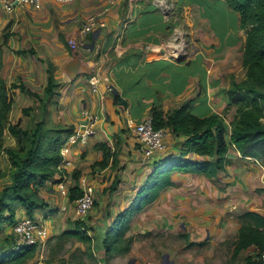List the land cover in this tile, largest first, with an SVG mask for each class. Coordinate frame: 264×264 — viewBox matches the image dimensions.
Masks as SVG:
<instances>
[{"label":"crops","instance_id":"0c3cea01","mask_svg":"<svg viewBox=\"0 0 264 264\" xmlns=\"http://www.w3.org/2000/svg\"><path fill=\"white\" fill-rule=\"evenodd\" d=\"M79 1L83 5L89 2L92 5L91 8H80L78 13L84 17L87 12L101 7L110 8L105 13L106 26L94 28L90 32H84L80 28L77 31L78 28L75 29L74 25H77L80 17L71 21L72 14L78 11L75 3L67 6L54 0L43 2L41 13L46 14L52 7L63 23L62 28L56 25V20L53 23V20L40 18L35 8L17 7L10 12L0 5V31L9 22L14 24L11 29L13 34L0 46L3 52L0 73L8 86L14 85L12 91L15 100L9 115L10 121L26 126L25 122L34 116L35 111L29 109L28 113L24 110L38 105L39 100L23 91L22 86L33 92L43 93L48 81L47 60L53 61L55 76L61 82L60 97L52 106L53 119L74 127L82 124L91 127L93 132L86 142L70 147L66 155L70 165L65 168V174L56 175L52 180L57 182L61 177L73 185L76 180L72 173L74 170L81 172L77 182L80 184L84 178L86 184H91L97 190L95 204L101 210V216L99 215V220L93 221V225L89 224L95 228L103 224L105 218H113L132 205L144 179L155 170L156 165L169 157L181 156L175 143L182 140L183 145L186 136H177L171 129H167L169 146L159 156L146 161L140 151L134 126L151 115L154 105L161 104L168 111L171 107L191 101L193 111L198 114L223 112L226 122L231 121L236 107L228 101L225 92L229 88L228 78L231 74L237 77V81L242 80L238 77L237 70L244 69L242 62L246 33L239 27V13L225 0H165L167 11H163L154 0H129L122 17V0ZM173 9H183L184 13L181 14H184L185 24L177 18L178 13L175 16L176 11ZM186 24L189 28H186ZM109 35H112V40ZM1 37L0 35V40ZM70 39L83 40L88 45L73 51L69 44ZM95 40L101 43L100 53L96 48L89 47ZM188 47H194L195 50L188 51ZM31 48L35 53L17 52ZM94 73L103 77L109 76L114 91H107L104 83L97 91H93L89 78ZM6 136L11 145L15 144L16 140L8 130ZM99 142L108 143L113 150L116 147L119 149V162L115 168L111 166L112 159L105 167L92 165L103 156L102 151L95 148ZM228 157L231 163L226 166H234L244 158L233 148L229 150ZM182 158L198 162L210 159L195 152ZM7 161L9 164L8 157ZM149 168H152L150 172ZM183 173L185 172H172L171 179L175 185ZM187 174L193 177L203 176L194 172ZM220 177L226 179L227 183L230 178L229 175L227 178ZM52 184L48 181L43 189V193L47 192L43 195L47 204L43 208L44 213L40 208L35 212L36 216L38 212L42 213L41 219L44 221L43 216L53 214L50 211L53 206L50 208L47 202L48 199H55L53 192L56 188ZM174 184L162 189L159 196L149 204L150 207L145 206L133 214L128 228L132 232L129 235H134V231L142 233L141 237L143 233L158 232L155 221L164 213L169 214L162 210L161 204L167 198H177L170 193L177 188ZM62 202L66 204L69 201L55 200L57 207ZM116 207L124 209L114 213ZM107 211L111 212L110 217H106ZM148 212L152 216L149 220L145 216ZM166 214L163 215L162 226L166 224ZM168 217L169 226L172 224L176 231V220L173 216ZM179 225L183 226L182 223ZM134 240L133 237L132 242ZM250 249L254 250L255 247L248 250ZM99 250H103L105 254L104 249ZM132 250L134 246L131 243L129 250L121 255L132 254Z\"/></svg>","mask_w":264,"mask_h":264},{"label":"trees","instance_id":"16d2710c","mask_svg":"<svg viewBox=\"0 0 264 264\" xmlns=\"http://www.w3.org/2000/svg\"><path fill=\"white\" fill-rule=\"evenodd\" d=\"M227 4L240 15L239 27L246 33L243 50V68L245 77L241 81L231 74L230 85L225 92L228 101L236 107L233 118L228 123L225 114L210 111L200 115L193 111L191 101H185L179 106L165 111L161 104L151 109L152 122L155 128H166L177 135L186 136L184 144L179 147L180 157H169L155 166L150 173L133 203L123 212L113 218H105L103 224L92 227L85 224V219L75 220L73 225L66 228L58 236L73 237L85 244L86 252L94 257V251L104 249L105 258L114 254L128 251L132 237H126L133 217L132 206L137 199V207L142 209L153 202L162 189L174 184L171 179L173 171L194 172L216 179L221 170L231 163L228 152L231 148L243 155L252 157L264 164V0H225ZM11 22L4 31V42H7ZM62 39H63V34ZM111 40H112V35ZM110 40V37H109ZM111 43V41H110ZM108 46V44H107ZM19 54L35 53V50H17ZM48 81L43 93L33 92L22 86V90L35 96L39 104L34 110L33 123L23 126L20 122L12 123L9 115L14 103L12 87L8 86L0 73V157L5 153L9 160V168H0V226L5 222L15 224L16 208H25L26 216L35 218L38 207L46 206L41 196V188L46 186L57 174H64L60 168L61 146L74 130V126L57 122L52 116V106L60 97L61 82L55 76V65L47 60ZM3 65V54L0 49V70ZM117 98V96H116ZM229 125L231 126L230 132ZM7 130L15 138V144L6 143ZM102 151V159L94 162L93 166L115 168L118 165L119 149L113 148L106 142L95 146ZM191 152L207 156L205 162L184 159ZM79 170H74L72 177L76 183L70 186L69 199L75 200L83 194L77 182ZM9 176V180H4ZM5 181V182H3ZM3 182V185H1ZM2 186V187H1ZM111 212L105 213L110 217ZM122 220L120 221V218ZM240 225L237 238L233 241L231 261L240 256L244 250L254 246L252 252L244 256V264H264V215L256 210H246L238 215ZM86 225V226H85ZM116 230L114 238L110 236ZM189 237V234L188 236ZM203 245L204 242H195ZM38 244L24 245L19 250L12 249V238H0V264H26L37 254ZM100 264V261H95ZM54 264H68L65 258H59ZM225 264H230L227 262Z\"/></svg>","mask_w":264,"mask_h":264},{"label":"rangeland","instance_id":"374dc122","mask_svg":"<svg viewBox=\"0 0 264 264\" xmlns=\"http://www.w3.org/2000/svg\"><path fill=\"white\" fill-rule=\"evenodd\" d=\"M44 1L45 0H41L40 4L34 5L35 7H27L37 9L35 12L39 13V17L44 20H53V23H55L54 21L56 20V25L62 28L63 23L60 22V18L57 17V14L54 10H52L51 6V9L48 10L49 12L46 11V14L41 13L42 10H40V8L42 7ZM103 1L104 0H102V2ZM57 2L58 4L67 6L73 3H75L74 6L77 5L76 8H78V11L73 13L71 17V21L77 20V17H80L77 25H74V27H76L75 29L78 28L77 31L83 27L84 22H86L90 17H97L98 19H103L104 17L105 19V13L110 11V8L108 9L101 7L97 10H89L91 12H87L88 14H86L84 17L78 12L80 11V8L81 10L83 9V6L91 8L92 5L90 2L87 5H83V2H78V0H73L71 2ZM128 3L129 0L121 1V17L124 16ZM177 13V18L180 19L183 24H185L184 14H181L184 13L183 9H176L175 16ZM34 19L37 21L36 18ZM13 25V22H11L10 29L8 30L9 35L13 34L11 31ZM186 28H189L188 24H186ZM4 31H7V28H4L2 31H0L1 36H3ZM72 40L77 43V39ZM79 47L80 46L74 48V50L78 51ZM186 49H188V51L195 50L194 47H188ZM243 72L244 69L239 68L237 70L238 77L243 79L245 76ZM230 77L231 76L228 78L229 83L231 81ZM235 79L238 80L237 77H235ZM35 106L36 105L33 107ZM221 114H223V112ZM33 120V116L30 117V119L25 122V125L27 126L32 124L34 122ZM9 142L10 139L6 137V143L11 145ZM160 154L161 153H159V155ZM1 157L0 168L6 170L8 168L7 165L10 166L7 161V156L5 153H2ZM150 163H152V161H150ZM151 169L152 168H149V172ZM222 171L223 170L219 171V174H221L220 176H224L225 178H227L226 176L228 175L230 176L228 183L226 179L220 176L216 179H212L205 177V175H196L193 177L187 174V172L183 173L178 178L179 182L177 185L174 184L177 188L170 192L173 193L171 195L175 194L177 198H173L171 200L167 198L165 203L161 204L163 207L162 210L169 212V214L164 213L166 214L164 217L166 219L165 226L163 225V227L161 225V221H163V214L160 218H158V220L155 221L158 225V232L152 231L149 233H143V236L141 237L142 233H137V231H134V235H129L132 232V229L125 231L126 237L132 236V238L134 237L135 239L132 242V245L134 246V250L131 251L132 254L114 255L109 257V259L107 257V263L134 264L130 260L132 258H136L143 263L167 264L166 262L162 263L163 260L165 261V256L167 255L166 259L170 261L169 264H225L227 262H230V264H244V256H246L248 252H252V249L244 250L238 258H236L234 261H231L233 241L237 238L240 225L238 215L246 210H256L264 215V164H262L256 158L245 157L241 162L235 163L234 166L232 164L226 166V169L223 171L225 175L222 174ZM150 173H152V171ZM4 180H9V176H6ZM49 181L53 183L52 186H55L54 188H56V190L53 192V198L55 199H51V201L50 199H48V201L46 200L50 208L53 206V208L50 210L53 212V214L43 216V218L45 217V221L41 219L42 213L39 212L34 218L47 228L48 235L38 243L37 254L26 264H54L59 258H65L68 264H95V261L97 260L100 261V264H106V261L103 259L105 258L103 250L96 249L94 251V257H90L86 252L85 244L82 241L68 236L58 237L64 229L72 226L74 221L79 219V217L76 213V200H70L69 193L62 194L59 188L61 183H63L66 185V187H69L70 190L71 184L61 177L57 182L55 180ZM3 182H1V185H3ZM48 184L51 187V184ZM44 188L46 187H42L40 191L42 197L45 195V193H47H43ZM94 191L95 200L85 219V224L87 227L90 226L89 224L93 225V221L99 220L101 216V210L97 209V204H95L96 199L98 198L97 190ZM56 199H58L60 202L62 200H68L69 202L66 204L62 202L61 205L57 207L58 205L55 203ZM140 199L141 198L137 199L135 204L132 206L131 214L132 212L135 214L137 211ZM149 204L146 206L150 207ZM44 207L38 208L42 209L44 213ZM120 207H116L114 209V213L119 211V209L120 211L124 209H121ZM25 216V208L18 206L16 208V218L18 221L14 225H11V223L7 222L1 225L0 238H12L13 242L14 228L16 224ZM145 216L147 220L152 217L151 213L149 212L146 213ZM168 216H173L176 220V231L173 230L174 227L172 224L169 226L168 221L170 218ZM121 220L122 217L120 218V221ZM135 220L136 219L134 218L133 221ZM180 223H182L183 226L179 225ZM63 224L65 225L64 227L62 226ZM188 234L189 237H187ZM114 235H116V230L110 234V236L113 238ZM197 241L204 242V244L198 245L195 243Z\"/></svg>","mask_w":264,"mask_h":264},{"label":"built area","instance_id":"2783aa9c","mask_svg":"<svg viewBox=\"0 0 264 264\" xmlns=\"http://www.w3.org/2000/svg\"><path fill=\"white\" fill-rule=\"evenodd\" d=\"M61 2H71L73 0H56ZM165 0H154L163 11H167V5L164 2ZM41 0H0V5L7 11H14L17 7H27L34 6L40 4ZM35 7V6H34ZM176 11V9H173ZM101 15V14H100ZM106 24V20L98 19L97 17H90L86 22H84L83 27L81 28L84 32H90L94 28L104 27ZM69 44L73 51L74 48L78 46L88 45L83 40L77 41V43L70 39ZM93 48H96L100 53L101 43L98 40L93 42ZM111 78L109 76H102L100 74L94 73L89 78V83L93 91H97L100 88L102 83L105 84L106 90L109 92L114 91V85L111 83ZM231 126L229 125V132ZM135 135L137 139V143L139 145L140 151L142 152L146 161L152 160L156 158L159 153L164 152L168 148L169 139L166 128H155L152 122V116L149 115L141 122L135 124L134 126ZM93 130L91 127L85 125H79L78 127H74L73 132L69 134L66 140L63 142L61 146V162L60 168H66L70 165V160L67 158V153L70 147L73 144L79 142H86ZM65 174V173H64ZM80 188L83 191V194L76 198V213L81 220L86 219V216L89 210L92 208L95 195H94V187L91 184H86L84 182V178L81 180L79 184ZM62 194L69 193V187H66L63 183L59 186ZM14 240L12 242V249L19 250L24 245H34L38 244L42 239L47 237L48 232L47 228L40 224L33 218L29 216L23 217L14 228ZM262 259L264 260V252L262 253Z\"/></svg>","mask_w":264,"mask_h":264},{"label":"water","instance_id":"95a60500","mask_svg":"<svg viewBox=\"0 0 264 264\" xmlns=\"http://www.w3.org/2000/svg\"><path fill=\"white\" fill-rule=\"evenodd\" d=\"M3 41H4V37L2 36V37H1V41H0V45L3 43ZM92 46H93V44H91V46H89V47H92ZM182 143H183L182 140H178V141L175 143V146H177V147H181V146H182ZM166 257H167V255L165 256V261L163 260L162 263L166 262L167 264H169L170 261H169L168 259H166ZM130 261H131L132 263H134V264H149V263H143V262H141L140 260H138V259H136V258H132Z\"/></svg>","mask_w":264,"mask_h":264},{"label":"clouds","instance_id":"9594fccd","mask_svg":"<svg viewBox=\"0 0 264 264\" xmlns=\"http://www.w3.org/2000/svg\"><path fill=\"white\" fill-rule=\"evenodd\" d=\"M242 155V154H241ZM243 156V155H242ZM248 158H252V157H248Z\"/></svg>","mask_w":264,"mask_h":264}]
</instances>
